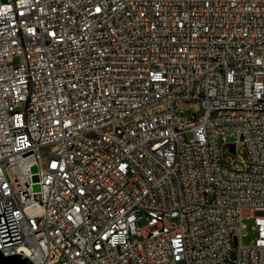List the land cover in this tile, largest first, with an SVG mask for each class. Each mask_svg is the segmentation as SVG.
Returning a JSON list of instances; mask_svg holds the SVG:
<instances>
[{
  "label": "built area",
  "instance_id": "1",
  "mask_svg": "<svg viewBox=\"0 0 264 264\" xmlns=\"http://www.w3.org/2000/svg\"><path fill=\"white\" fill-rule=\"evenodd\" d=\"M0 189L33 264H264V0H0Z\"/></svg>",
  "mask_w": 264,
  "mask_h": 264
},
{
  "label": "water",
  "instance_id": "2",
  "mask_svg": "<svg viewBox=\"0 0 264 264\" xmlns=\"http://www.w3.org/2000/svg\"><path fill=\"white\" fill-rule=\"evenodd\" d=\"M2 195L0 189V196ZM0 232L4 245L21 241L11 204L0 201ZM0 264H33L23 254L5 255L0 249Z\"/></svg>",
  "mask_w": 264,
  "mask_h": 264
},
{
  "label": "rangeland",
  "instance_id": "3",
  "mask_svg": "<svg viewBox=\"0 0 264 264\" xmlns=\"http://www.w3.org/2000/svg\"><path fill=\"white\" fill-rule=\"evenodd\" d=\"M187 110L188 111H186L183 116H190L191 112L193 111V109H187ZM229 140L232 139L229 138ZM227 156L236 157L237 153L233 151L227 152ZM254 223H255L254 219H245L244 221V225H245V230L243 231L244 244H250L256 237V231L254 230Z\"/></svg>",
  "mask_w": 264,
  "mask_h": 264
}]
</instances>
